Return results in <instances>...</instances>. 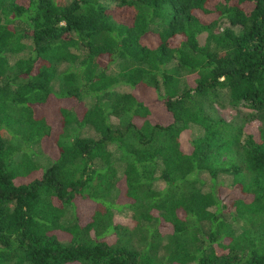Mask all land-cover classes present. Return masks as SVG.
Wrapping results in <instances>:
<instances>
[{
    "label": "trees",
    "instance_id": "1",
    "mask_svg": "<svg viewBox=\"0 0 264 264\" xmlns=\"http://www.w3.org/2000/svg\"><path fill=\"white\" fill-rule=\"evenodd\" d=\"M189 263L264 264V0H0V264Z\"/></svg>",
    "mask_w": 264,
    "mask_h": 264
},
{
    "label": "rangeland",
    "instance_id": "2",
    "mask_svg": "<svg viewBox=\"0 0 264 264\" xmlns=\"http://www.w3.org/2000/svg\"><path fill=\"white\" fill-rule=\"evenodd\" d=\"M205 36L206 34L205 33H202L201 35L198 36V40H199V43L202 44L204 42V39H205ZM19 55H9L8 56V59H9V62L10 64H13V62L15 61V59L18 57ZM112 70H116V66L115 65H112L111 67ZM120 89H129L128 87L124 86V87H120ZM139 92V91H138ZM139 96H141L143 99L147 100L152 106H153V111H152V118L154 120L156 119H161L163 117V109H162V106L161 104H159L157 101H155L153 98V95L150 93V92H147V91H142L138 93ZM218 112L219 114L225 118L226 120H230L233 116V114L235 113V111H233L232 109H221V108H218ZM168 114V113H167ZM164 115L165 118H168L169 114L168 115ZM170 117V116H169ZM198 132V129L196 127H191L190 128V137H193V135H195L196 133ZM92 132L89 131V130H85L82 132V134H91ZM182 143H183V148L186 149V137H183L182 138ZM44 149H41V147H38V146H35V148H32V150H30L29 152H31V155L37 159L38 163L39 164H44L46 165L48 162H51V159L49 158V154L44 150ZM204 178L206 179L207 182H209V179L207 178V175H204ZM220 180L225 181L227 182V176H221L219 178ZM164 186V184L160 181V180H157L155 182V187L157 189H160ZM83 210V211H86L89 212L90 209L87 208L86 206H81V208H79V210ZM72 215H71V212H69L66 216V219H71ZM114 221L117 222H121V223H128L129 220H128V216H126V212H124L123 214L120 213V216L119 215H116L115 218H114ZM189 264H193V263H189Z\"/></svg>",
    "mask_w": 264,
    "mask_h": 264
}]
</instances>
